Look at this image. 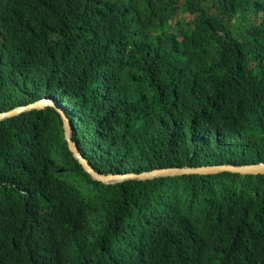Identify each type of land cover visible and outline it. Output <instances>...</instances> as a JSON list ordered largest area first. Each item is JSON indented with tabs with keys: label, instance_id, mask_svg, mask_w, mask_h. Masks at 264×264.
Wrapping results in <instances>:
<instances>
[{
	"label": "trees",
	"instance_id": "trees-1",
	"mask_svg": "<svg viewBox=\"0 0 264 264\" xmlns=\"http://www.w3.org/2000/svg\"><path fill=\"white\" fill-rule=\"evenodd\" d=\"M44 98L101 174L264 163V0H0V112ZM0 264H264V175L105 184L53 107L23 113Z\"/></svg>",
	"mask_w": 264,
	"mask_h": 264
},
{
	"label": "water",
	"instance_id": "water-1",
	"mask_svg": "<svg viewBox=\"0 0 264 264\" xmlns=\"http://www.w3.org/2000/svg\"><path fill=\"white\" fill-rule=\"evenodd\" d=\"M46 107H53L60 115L63 120V128L65 133V140L68 143V148L73 154L74 158L79 162L83 170L88 173L92 179L100 181L102 183H116L126 180H148L156 177L162 176H176L184 175L191 173L198 174H220L224 172L237 173L242 175H264V163H255L248 165H234V164H208L200 166H165L158 167L151 170H144L140 172L131 171V172H120V173H106L101 174L90 164L89 160L81 153L77 143L73 140V126L66 115L64 109H62L59 104L50 99H41L37 102L25 106H18L7 112H0V121L10 119L16 116H19L23 113L33 111V110H42Z\"/></svg>",
	"mask_w": 264,
	"mask_h": 264
},
{
	"label": "rangeland",
	"instance_id": "rangeland-1",
	"mask_svg": "<svg viewBox=\"0 0 264 264\" xmlns=\"http://www.w3.org/2000/svg\"><path fill=\"white\" fill-rule=\"evenodd\" d=\"M174 23V20H172V23H170V25H172Z\"/></svg>",
	"mask_w": 264,
	"mask_h": 264
}]
</instances>
